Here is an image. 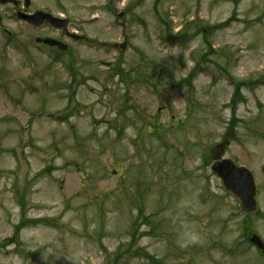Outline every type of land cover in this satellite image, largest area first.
<instances>
[{
  "label": "rangeland",
  "instance_id": "1",
  "mask_svg": "<svg viewBox=\"0 0 264 264\" xmlns=\"http://www.w3.org/2000/svg\"><path fill=\"white\" fill-rule=\"evenodd\" d=\"M30 1L83 40L0 6V264H264V0Z\"/></svg>",
  "mask_w": 264,
  "mask_h": 264
},
{
  "label": "water",
  "instance_id": "2",
  "mask_svg": "<svg viewBox=\"0 0 264 264\" xmlns=\"http://www.w3.org/2000/svg\"><path fill=\"white\" fill-rule=\"evenodd\" d=\"M10 0H0L1 3H7ZM29 0H26V5ZM27 19L36 25H40L47 20L53 27L67 30V20L55 17L49 13L38 11L32 15H26ZM1 21V16H0ZM48 45H55L61 50H66L67 45L52 38L43 40ZM124 47V45L122 46ZM229 144L228 141L215 145L209 156V160H215L212 169L221 179L226 192L230 193L241 204V210L245 214H253L256 211L257 186L253 173L245 166H237L231 159H220L222 152ZM264 171V166H263ZM251 242L264 252V243L257 235L251 237Z\"/></svg>",
  "mask_w": 264,
  "mask_h": 264
},
{
  "label": "flooded vegetation",
  "instance_id": "3",
  "mask_svg": "<svg viewBox=\"0 0 264 264\" xmlns=\"http://www.w3.org/2000/svg\"><path fill=\"white\" fill-rule=\"evenodd\" d=\"M7 5H12V6L16 9V13H15L16 16H17V13H19V12L26 13V14H32V13L38 11V10H36V11H30V9H29L30 3H29L28 5H26V1H25V0H14V1H12V3L5 4V5L0 4V6H2V7H6ZM22 20H23V19H22ZM23 22H24V21H23ZM24 23L27 24L28 26L34 28V29H39V28H42V29H43V27L54 29V28H52V27H51L48 23H46V22H44V23H43L41 26H39V27L33 26V24H30V23H27V22H24ZM54 30H55V31H58V32H59V35H62V36H63L65 39H67V40H75V38H74L71 34H69V33L65 32V31H63L62 29H59V30H58V29H54ZM4 31H5L7 34L11 35L10 30H8L7 28H4ZM63 37H62V38H63ZM37 38H39V36H36V37H35V39H37ZM40 38H41V37H40ZM58 40L64 42L63 39H58ZM64 43H65V42H64ZM42 45H45V44H43V43H38V44H37V47H40V46H42ZM52 48L58 50V48H57L56 46H53Z\"/></svg>",
  "mask_w": 264,
  "mask_h": 264
}]
</instances>
